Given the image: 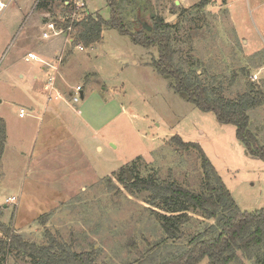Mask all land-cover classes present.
I'll use <instances>...</instances> for the list:
<instances>
[{
  "label": "rangeland",
  "instance_id": "rangeland-1",
  "mask_svg": "<svg viewBox=\"0 0 264 264\" xmlns=\"http://www.w3.org/2000/svg\"><path fill=\"white\" fill-rule=\"evenodd\" d=\"M3 1L7 7L0 11V37L6 36L5 27L13 35L8 45H1L4 39L0 42L1 48L5 46L0 53V115L10 123V142L0 162V211L3 221L25 240L45 244L57 238L77 251L94 250L97 261L107 264L159 260L177 245L165 237L150 205L128 192L117 176L122 167L137 166L140 177L203 190L199 151L178 147L171 140L174 136L201 147L241 210L264 208V160L238 139L236 126L220 123L213 111L199 109L177 91L174 77L162 75L153 65L157 47L136 44L129 34L110 26L104 27L100 41L84 50L70 44L66 32L59 36L53 59L64 55V85L68 93L83 85L85 95L77 105L69 101L74 110L65 119L71 131L64 123V133L49 140L52 151L47 155L39 146L43 134L33 150L30 135L18 133L24 122L19 104L34 85L28 81L20 86L7 68L15 55L17 59L27 50L24 42L19 45L23 30L18 27L19 8L32 16L43 0ZM83 1L85 17L91 13L106 21L111 18L108 0ZM73 3L69 9L62 0L56 1L48 19L56 17L60 25V15L65 21ZM121 4L131 30L138 27L139 14L150 25L157 14L164 17L172 26L175 63L221 89L227 98L260 90L263 103L248 111L249 129L264 145V0H121ZM27 66L20 60L14 70ZM89 133L99 138L90 146V160L83 153ZM12 196L17 200L6 204ZM191 215L177 241L180 245L204 229L197 220L215 223ZM9 260L31 264L21 251L13 252Z\"/></svg>",
  "mask_w": 264,
  "mask_h": 264
},
{
  "label": "trees",
  "instance_id": "trees-1",
  "mask_svg": "<svg viewBox=\"0 0 264 264\" xmlns=\"http://www.w3.org/2000/svg\"><path fill=\"white\" fill-rule=\"evenodd\" d=\"M53 1L56 0H43L39 6H48ZM108 4L111 18L107 21L87 14L80 21L71 22L66 17L60 24L66 28L72 25L74 42L87 47L101 40L106 26L129 34L136 44L157 47L158 58L153 61V65L158 72L174 77L175 89L196 107L203 111H213L220 123L234 124L238 139L251 154L264 160V145L259 144L257 137L249 129L251 119L248 114L250 109L262 105L260 90L250 89L239 94L238 98H227L221 89L209 86L199 76L185 72L175 63L172 26L164 17L157 14L151 24L152 30H146L142 27L145 17L139 14L136 20L138 27L131 30L123 15L121 0H108ZM70 6L71 2L66 8L70 9ZM171 140L187 151H199L204 167L203 190L196 191L173 180L164 182L154 176L140 177L137 166L127 169L122 167L117 176L128 192L143 198L150 205L165 237H169L177 245H172L173 250H168L151 264H200L205 259L207 264H264V208L255 212L241 210L201 147L193 142H185L179 136H174ZM5 146L6 125L0 117V162ZM128 172L131 173V181ZM191 213L213 219L215 223L197 220L204 224V229L202 227L185 245H180L177 241L185 234L184 227L193 219ZM1 217L0 211L3 234L0 236V264H9L10 256L18 251L30 258L31 264H107L97 261L94 250L77 251L57 238H50L45 244L25 240L12 227L3 223ZM133 247L136 248V245ZM239 252L246 260L242 259Z\"/></svg>",
  "mask_w": 264,
  "mask_h": 264
},
{
  "label": "crops",
  "instance_id": "crops-1",
  "mask_svg": "<svg viewBox=\"0 0 264 264\" xmlns=\"http://www.w3.org/2000/svg\"><path fill=\"white\" fill-rule=\"evenodd\" d=\"M56 1H53L48 6H39L36 13L33 14L32 16H25V12L22 11V8H19L20 24H18V27L19 26L23 27L19 45L22 42H24L25 43L24 45L27 46V50L17 59L15 58L16 57L15 55L9 67L7 68L8 71H10L9 73L11 74L13 80L18 78V84H20V86L28 81H31L32 84L34 85V87H30V89L28 90L29 92L24 93L27 96L26 101H23L19 104V110L21 107H25L27 109V114L24 117H21L19 115V118L23 119L24 122L21 123L22 129L21 131H19L18 135L24 137H28L30 135L29 136L30 141H28V143L30 146L32 145L33 150H36V146L40 141V135L43 134V139L42 141L39 142V146L41 147V151L42 153H44V156L47 155L50 151H52L51 149L52 147H50L51 142L49 140L56 133L60 131L64 133V123L65 126L68 128V130L71 131V128L69 127L67 119H65V117L67 116V113L70 110H74V108L69 104L70 94L68 93L69 91L67 87L64 85L65 84L64 64L62 65V67H60V73L57 76V87L61 93L63 94L66 93L67 97H65L64 99H58V100L53 99L51 101H48L46 93L43 90V84L48 78V76L53 72V70L44 63H41L40 61L27 59V54L29 52H33L42 59L48 61L54 60L53 57L55 56L54 54L55 47L57 45V42L59 41L61 42L62 39L60 37H55V39L53 40L52 38L44 39L42 37V32L44 29V25L47 21L56 20V17L48 19L49 15L52 13L51 12L52 5ZM62 1H63V5L65 4L66 7H69L70 2L72 0H62ZM3 4H5L7 7V4L3 0H0V11L3 10L1 6ZM34 4L36 3L34 2ZM84 5L87 8V4L85 2ZM87 14H91V13H87ZM43 17H45V19H43ZM60 17H61L59 18L60 20L64 19V15H60ZM5 29H6V36H4L3 33H1L2 37H0V42L2 39L5 40L4 42L2 40L3 43H1V45H8L9 42H7V40L9 41L10 40L9 38L13 35V32L11 30H9L7 27H5ZM27 39H29V41H27ZM1 45H0V53L5 49L4 48L5 46L1 48ZM20 60L21 61L24 60L25 62H27L28 66L25 67V69L18 68L14 70L15 66L19 63ZM84 95H85V88H84ZM122 112L123 111H121L120 113ZM0 117L4 120L6 125V147H7V145L10 142V131H9L10 123L4 116L0 115ZM88 127L91 128V131L95 130V128L89 125ZM96 133L94 135L89 133L87 139H85V147H83L84 150L83 153H85L88 160H90L89 159L90 157H88L87 154L88 152H91V148H90L91 144L99 139L97 138L98 137L97 134L100 135V133L97 134ZM75 134L76 132H74V135ZM74 135L72 134V136ZM75 137L77 136L75 135L74 138ZM46 138L48 140H46ZM3 215L4 213L2 212L1 221L6 224V222L3 221ZM46 226L47 224L42 225V227H46ZM18 233L21 234L20 232Z\"/></svg>",
  "mask_w": 264,
  "mask_h": 264
},
{
  "label": "built area",
  "instance_id": "built-area-1",
  "mask_svg": "<svg viewBox=\"0 0 264 264\" xmlns=\"http://www.w3.org/2000/svg\"><path fill=\"white\" fill-rule=\"evenodd\" d=\"M73 4H74L73 11L68 19H70L71 22L80 21L85 17V14H84L85 5L82 2V0H74ZM1 6L2 8L6 7L5 4ZM61 22H64V19H61ZM71 31H72V25L66 28L61 24L59 25L56 20H50V21H47L44 25L42 37L44 39H51V38L59 37L66 32L68 34V39H67L68 42L70 44H75L77 47L80 48V50H84L85 48L83 44H76L74 42V37L72 36ZM63 58H64V55L62 53V55H59L58 57H56V59L52 62V61H48V60L40 58L37 54L33 52H29L27 54V59L40 61L41 63H44L45 65H47L53 70V72L48 76V78L43 84V90L46 93L48 100L64 99V95L59 91L57 87V76L60 73V67H61ZM253 78H257V76L255 75L253 76ZM69 94H70V102L73 103L74 105H77L81 101V99L84 97V88L82 85H76ZM26 114H27V109L25 107H21L19 110V115L21 117H24ZM16 200L17 198L15 196L9 197L6 199V204H9Z\"/></svg>",
  "mask_w": 264,
  "mask_h": 264
},
{
  "label": "water",
  "instance_id": "water-1",
  "mask_svg": "<svg viewBox=\"0 0 264 264\" xmlns=\"http://www.w3.org/2000/svg\"><path fill=\"white\" fill-rule=\"evenodd\" d=\"M142 27L144 29H146V30H152V26L148 22H146V21H142ZM128 177H129V180L131 181L132 180V177H131L130 174H128Z\"/></svg>",
  "mask_w": 264,
  "mask_h": 264
}]
</instances>
